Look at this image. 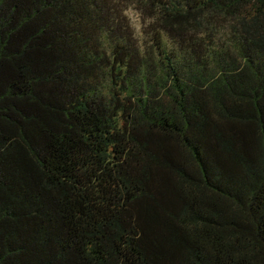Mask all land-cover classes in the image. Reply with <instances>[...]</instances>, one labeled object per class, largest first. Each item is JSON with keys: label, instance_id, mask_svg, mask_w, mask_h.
<instances>
[{"label": "trees", "instance_id": "obj_1", "mask_svg": "<svg viewBox=\"0 0 264 264\" xmlns=\"http://www.w3.org/2000/svg\"><path fill=\"white\" fill-rule=\"evenodd\" d=\"M0 264H264V0H0Z\"/></svg>", "mask_w": 264, "mask_h": 264}]
</instances>
